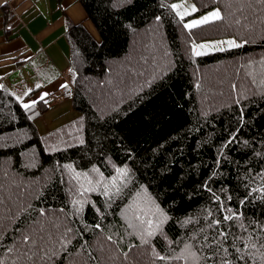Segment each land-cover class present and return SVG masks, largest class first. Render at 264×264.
Returning <instances> with one entry per match:
<instances>
[{
  "label": "trees",
  "instance_id": "obj_1",
  "mask_svg": "<svg viewBox=\"0 0 264 264\" xmlns=\"http://www.w3.org/2000/svg\"><path fill=\"white\" fill-rule=\"evenodd\" d=\"M175 1L79 0L71 122L0 86V264H264V0Z\"/></svg>",
  "mask_w": 264,
  "mask_h": 264
},
{
  "label": "crops",
  "instance_id": "obj_2",
  "mask_svg": "<svg viewBox=\"0 0 264 264\" xmlns=\"http://www.w3.org/2000/svg\"><path fill=\"white\" fill-rule=\"evenodd\" d=\"M172 6L179 17L194 10L191 0H178ZM217 11L187 19L190 27L217 18ZM69 24L81 25L98 41L79 0H0V86L19 98L22 106L44 102L70 84L65 37ZM48 105L35 120L41 134L78 117L68 98Z\"/></svg>",
  "mask_w": 264,
  "mask_h": 264
},
{
  "label": "rangeland",
  "instance_id": "obj_3",
  "mask_svg": "<svg viewBox=\"0 0 264 264\" xmlns=\"http://www.w3.org/2000/svg\"><path fill=\"white\" fill-rule=\"evenodd\" d=\"M181 2V1H180ZM193 12V11H192ZM191 12V13H192ZM218 12V11H217ZM219 13H217V17H218ZM215 19V18H214ZM202 24V23H201ZM191 22H189L188 20L186 21V26L187 28L190 27ZM199 25V24H198ZM196 26V25H193ZM192 27V26H191ZM90 34V33H89ZM91 35V34H90ZM92 36V35H91ZM93 37V36H92ZM96 37L98 38V36L96 35ZM95 40V39H94ZM96 41V40H95ZM99 42V40L97 41ZM236 45H238V42L235 38L233 37H227V38H220V39H214V40H207V41H202L200 43H196L193 45L192 49L193 52L195 54H202V53H207V52H212V51H217V50H222V49H226V48H231V47H235ZM68 86V85H67ZM64 90L65 87L60 90V92L56 93V95H51L48 96L47 98L44 99V102L47 104H51L54 101H61L63 99L64 96ZM14 95V94H13ZM16 97V96H15ZM17 98V97H16ZM19 99V98H17ZM20 100V99H19ZM22 103V101H21Z\"/></svg>",
  "mask_w": 264,
  "mask_h": 264
}]
</instances>
